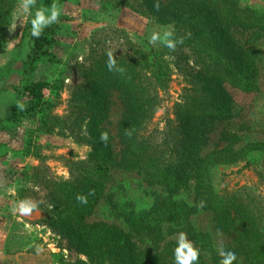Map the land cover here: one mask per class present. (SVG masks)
<instances>
[{
	"label": "trees",
	"instance_id": "1",
	"mask_svg": "<svg viewBox=\"0 0 264 264\" xmlns=\"http://www.w3.org/2000/svg\"><path fill=\"white\" fill-rule=\"evenodd\" d=\"M84 1L92 5L85 20L93 29L92 41L108 31L123 35L112 22L122 16L147 17L146 29H157V34L122 54L105 49L108 40L95 41L80 57L78 47L85 49L71 37L78 38L77 29L87 25L78 23L83 16L71 9L82 8ZM18 3L0 0V48ZM37 3L38 28L13 49H25L24 55L0 70L1 79L19 76L0 87V184L2 177L12 181L16 202L40 211L42 225L57 238L60 250L76 255L69 262L67 256L52 254L54 263L264 264L263 196L250 186L218 191L213 182L217 167L251 166L254 155L256 173L264 181V141L244 142L229 129L243 110L235 92L252 95L261 89L255 57L237 33L248 30L264 38V0ZM68 49L70 60L63 57ZM174 73L185 83L182 97L162 130H149ZM65 91V125L89 152L72 163L69 180L57 182L27 161L39 158L38 142L50 132L52 112ZM115 96L122 115L113 123ZM245 129L243 124L240 130ZM219 130L214 145L212 134ZM117 173H136L167 197L137 211L108 192ZM189 188H194L195 205L174 198ZM107 200L119 222L90 221ZM199 204L212 214L217 232L234 238L230 246L217 249L210 233L195 228L192 217ZM179 233L188 234L191 242L169 240Z\"/></svg>",
	"mask_w": 264,
	"mask_h": 264
},
{
	"label": "rangeland",
	"instance_id": "2",
	"mask_svg": "<svg viewBox=\"0 0 264 264\" xmlns=\"http://www.w3.org/2000/svg\"><path fill=\"white\" fill-rule=\"evenodd\" d=\"M74 3V2H73ZM84 6L79 8L76 5H72V12L81 15V19L78 23L86 24L87 28L82 26L77 29L79 37L72 36L73 42L77 45L84 47V51L78 47L77 55L83 57V52L87 53L91 45L95 41L108 40L106 48L113 54H122L125 51L134 52L137 46L142 40L150 39L154 34H157V29L147 28L146 24L150 23L147 17L141 16H122L117 21H112L118 28L123 29V35H115L110 31L105 34H97L95 40L91 38L93 32L92 27L88 26L85 22L86 16L92 9L91 2L84 1ZM37 0H19L18 7L14 11L13 23L9 27L5 35V44L0 48V70H5L12 65L13 60H19L25 53V49H21L16 53L13 52L17 43L26 40L28 42L29 32L33 33L38 28L39 19L37 18L38 12ZM96 19V18H94ZM31 27V29H30ZM95 31V30H94ZM238 39L242 43H246L251 52L253 53L256 64L260 70V92L252 95L243 94L241 92H235V100L242 107V113L239 118L235 119L231 126H226L233 132H237L244 142H251L257 140L264 141V38L257 39L252 31L240 30L237 33ZM72 44V43H71ZM26 47V45H25ZM24 48V47H23ZM84 53V54H85ZM72 52L70 49L63 54L64 58L70 60ZM18 75L14 73L8 75L6 79L0 78V87L8 84L9 82L17 81ZM75 80L68 81L69 85H72ZM185 86L183 78L179 74L174 73L172 81L170 82L169 89L166 93L161 95V108L156 114L155 118L150 122L149 130H162L165 125V121L168 117H172V109L175 103L179 102L182 95V90ZM46 98H49L50 92L45 91ZM7 98V97H6ZM69 92L65 91L62 97L61 104L52 112L51 123L49 127V133L42 136L39 140V148L37 147L38 157L30 158L27 163L31 168H38L39 172L44 173L49 179L57 182H64L70 179V168L73 162L84 160L89 152V147L86 144H78L65 125V116L68 113L69 107ZM122 115V109L118 98L115 96L114 105L112 108L111 121L116 123L119 121ZM246 124L249 130H240V128ZM219 130L217 133L212 134V144L216 145L220 140ZM211 148H214L211 147ZM251 166H246L244 163L235 164L232 166L217 167L213 171V182L216 189L219 191L224 188L228 190L236 189L241 186L255 187L257 192L261 193L264 198V181L262 182L256 172L260 171L255 163V155L251 156ZM6 177H2L1 183L7 187L4 192L13 191L12 181H8ZM115 184L113 183L108 192L115 194V200L121 202L131 203V208L135 210H143L152 207L155 203L167 197L164 190L159 187H152L143 182L142 178L136 173H117L115 177ZM125 187V192L120 189V186ZM175 199L181 200L189 205H195L194 188L181 191L178 195L174 196ZM114 199V198H113ZM110 202L102 201L98 206L95 214L90 218V221H102V222H119L114 217V212L111 211ZM7 205V204H5ZM14 212L16 218L12 223L13 225V240L16 242V249L20 248L21 242H29L32 244V253H38L41 264H48L49 258H52V254L61 255L67 258L69 262H74L75 254L65 251H61L57 238L42 225L41 219L43 215L40 211H33L26 205L21 203H14ZM200 205V204H199ZM10 206V205H9ZM17 218L22 219L23 224L34 227L36 225L41 226L42 229H35L27 234L25 226L21 225L22 222ZM192 223L198 231L208 232L211 234L215 247L219 250H223L231 245L233 237H226L214 229L212 214L203 210L200 205L199 211L192 217ZM29 232V231H28ZM25 239V240H23ZM29 241H26V240ZM169 240L191 242V239L186 233L173 234ZM25 246V245H24ZM23 246V248H24ZM59 247V248H58ZM36 255V254H34ZM208 255V254H207ZM51 256V257H50ZM209 256V255H208ZM21 257L16 258V263ZM21 262V261H20ZM22 264H34L33 261H23Z\"/></svg>",
	"mask_w": 264,
	"mask_h": 264
},
{
	"label": "crops",
	"instance_id": "3",
	"mask_svg": "<svg viewBox=\"0 0 264 264\" xmlns=\"http://www.w3.org/2000/svg\"><path fill=\"white\" fill-rule=\"evenodd\" d=\"M4 184H0L1 186V192H0V264H17L16 258L21 257L20 260H18V264H22L23 261H33L34 264H41V260L39 258L38 253H32V244L29 242H21L20 248L16 249L15 244L13 240V225L10 222L12 221L13 216V222L16 218V213L14 212V203L16 202L14 197V191L11 192H4L6 189L8 183L3 186ZM18 203V202H17ZM7 204V205H5ZM10 205V206H9ZM18 221L22 222L21 225L25 226L27 230V234L30 233V231H34L35 229H42L41 226L36 225L34 227H31L30 225L23 224L22 219L17 218ZM44 229V228H43ZM29 231V232H28ZM25 240V239H23ZM26 241H29L28 239ZM25 245V246H24ZM24 246V248H23ZM36 254V255H34ZM51 257V256H50ZM21 261V262H20ZM48 264H55L52 263V259L49 258Z\"/></svg>",
	"mask_w": 264,
	"mask_h": 264
}]
</instances>
